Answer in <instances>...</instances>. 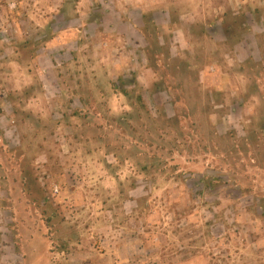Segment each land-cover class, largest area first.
<instances>
[{
  "label": "rangeland",
  "instance_id": "1",
  "mask_svg": "<svg viewBox=\"0 0 264 264\" xmlns=\"http://www.w3.org/2000/svg\"><path fill=\"white\" fill-rule=\"evenodd\" d=\"M263 203L264 0H0V264H264Z\"/></svg>",
  "mask_w": 264,
  "mask_h": 264
},
{
  "label": "trees",
  "instance_id": "2",
  "mask_svg": "<svg viewBox=\"0 0 264 264\" xmlns=\"http://www.w3.org/2000/svg\"><path fill=\"white\" fill-rule=\"evenodd\" d=\"M143 22H144V27L142 28V33L144 37L146 38L148 42V47L146 49L148 55L150 56V53H154L155 50H153L152 46H156L160 48V42H159V34H160V29L158 25L155 22V19L151 16V14H143ZM227 37L229 38L228 34H226ZM152 36H154V40L152 41ZM122 92L126 94L127 96L130 97V92L129 90L123 89ZM138 101L140 102L141 106L146 107V104L142 98L141 95L137 97ZM262 209L264 212V203L262 204Z\"/></svg>",
  "mask_w": 264,
  "mask_h": 264
}]
</instances>
